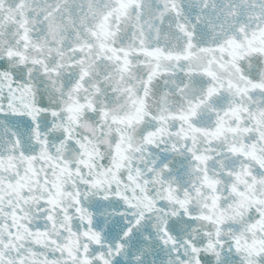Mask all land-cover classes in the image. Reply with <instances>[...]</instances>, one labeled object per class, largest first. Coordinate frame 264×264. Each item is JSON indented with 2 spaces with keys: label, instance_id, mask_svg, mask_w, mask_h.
Masks as SVG:
<instances>
[{
  "label": "snow or ice",
  "instance_id": "1",
  "mask_svg": "<svg viewBox=\"0 0 264 264\" xmlns=\"http://www.w3.org/2000/svg\"><path fill=\"white\" fill-rule=\"evenodd\" d=\"M0 264H264V0H0Z\"/></svg>",
  "mask_w": 264,
  "mask_h": 264
}]
</instances>
